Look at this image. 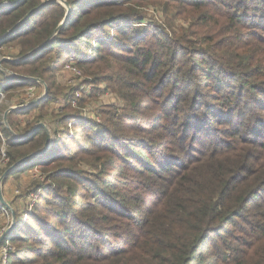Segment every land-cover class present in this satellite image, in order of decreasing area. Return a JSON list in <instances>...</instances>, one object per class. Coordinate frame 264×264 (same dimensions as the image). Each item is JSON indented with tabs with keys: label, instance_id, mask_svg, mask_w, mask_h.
<instances>
[{
	"label": "trees",
	"instance_id": "16d2710c",
	"mask_svg": "<svg viewBox=\"0 0 264 264\" xmlns=\"http://www.w3.org/2000/svg\"><path fill=\"white\" fill-rule=\"evenodd\" d=\"M44 1L1 6L0 37ZM66 1L69 8L47 4L0 40L3 70L48 87L40 103L9 112L8 125L0 103V163L5 145L9 159L2 185L36 166L51 181L31 210H15L0 264H201L213 236L236 220L262 230L264 118L251 125L249 108L264 113V0ZM156 6L185 24L157 25L147 10ZM71 55L125 105L93 121L73 114L74 89L65 92L52 122L80 129H56L53 148L10 171L47 139L44 128L16 137L11 130L23 135L40 122L23 127L15 116L59 100L57 72ZM21 85L42 83L0 69V99Z\"/></svg>",
	"mask_w": 264,
	"mask_h": 264
},
{
	"label": "rangeland",
	"instance_id": "374dc122",
	"mask_svg": "<svg viewBox=\"0 0 264 264\" xmlns=\"http://www.w3.org/2000/svg\"><path fill=\"white\" fill-rule=\"evenodd\" d=\"M1 3H3V1H1ZM150 4L153 3L150 2ZM147 10L149 12L148 15L154 17L155 22H158L157 25L164 23L165 20L168 22V19L170 20V24H173L175 27L185 24L184 22L182 23L181 20H177L181 18H172V21L170 19L171 16H169L170 14L167 15L163 8L158 6H156V11L150 10V8ZM11 51L12 53H15L18 52V49L16 48ZM2 53L3 52L0 51V60L6 58ZM71 60H74L78 63V60L75 59L73 55L70 56L67 63H70ZM67 63L57 72V86L55 92H57V99L59 97V100L51 104H45L47 106L40 109V111L33 110L27 114L21 113L19 116H15L16 121L21 122L23 127L31 126L33 123L35 124L36 122H40L45 123L49 127L52 136L55 138H58L55 132L57 127L59 129L63 128L65 131L69 129L71 136L75 135V131H78L80 127L75 125L74 120H67L64 122L56 120L55 122H52L54 117L57 118L62 112H64L63 110L60 112L59 107L61 105H65L62 95L67 91H69L68 93L71 95L72 84L70 85L69 83L70 79H74V83H77V87L89 91V94L78 102L79 108H77V110L79 113H73L74 115H81L83 118L92 119L93 121L104 120L107 117L105 116V111L109 109L111 105L120 107L125 105V102L121 100L119 95L114 91L110 82H96L93 78L87 76L80 67L79 68L81 69L82 76L81 78H76L72 72L68 71L66 68ZM0 69L3 70V66L0 67ZM10 72L12 71L6 70L4 73L9 76L11 75ZM59 77H61L60 82L58 80ZM31 86L36 88L37 98L44 94L45 86L43 84L42 86H16L14 91L1 96L0 103L2 105L3 116H5V113L10 110L11 107L22 105L21 103H23V96H27L26 91H28V88ZM51 105H55V107ZM4 109H6V111H4ZM72 109L74 108H71V110ZM249 111V113H254L253 115L257 116L251 120V125L260 124V118H264L263 110L255 106H251ZM38 115H43L44 117H38ZM69 142L70 141L66 139V136H64L63 140L60 141L62 144L61 147H63L65 143ZM83 143L86 146H90L87 140H83ZM71 146L74 147V155L79 158V155H81V150L76 148L75 143L73 142H71ZM78 164L81 167L86 169L88 168L85 162H78ZM38 167L39 166H36V168L29 170V173L25 176L18 175L13 179H9L10 181H8L6 184V187H8L10 191L13 190L12 197L6 201L11 205L14 211L27 210L29 209L31 203H34L35 205L39 201V198L43 196L44 189L48 182H51L50 180H46L47 173H44L41 171L42 168ZM63 177L67 178L66 176ZM67 181L68 180H64V182ZM2 188H5V185H2ZM10 222L11 221L7 216L3 217V219L0 220L1 231L4 228H9L13 224V221L11 223ZM248 222H251V220L244 221L242 219H238L229 232L222 233L221 235H214L210 246L207 248V251L202 258L203 262H201V264H264V220L260 223V225L263 227L262 230H257L256 227L250 225ZM5 248L6 247H3L0 252V258L4 260V262L8 257V254L6 257L4 254Z\"/></svg>",
	"mask_w": 264,
	"mask_h": 264
},
{
	"label": "water",
	"instance_id": "95a60500",
	"mask_svg": "<svg viewBox=\"0 0 264 264\" xmlns=\"http://www.w3.org/2000/svg\"><path fill=\"white\" fill-rule=\"evenodd\" d=\"M60 2V3H63L64 5H66L68 8H69V4L67 3L66 0H47V1H44L42 4H40L38 7H36L35 9L31 10L20 22H18L14 27H12L9 31H7L3 36L0 37V40L3 39L4 37L8 36L9 34L13 33L18 26H20L21 24H23L34 12H36L37 10L41 9L42 7H44L45 5L47 4H50V3H54V2ZM13 2H10V3H0V7L1 6H8V5H11ZM63 24V23H62ZM60 28V27H59ZM47 44L46 43H43L42 45L38 46L36 49L32 50L30 53H28L27 55H25L24 57L22 58H25V57H28L29 55L37 52L38 50H41L43 47H45ZM6 60H9V58H3L2 60H0V67H2L3 65V62L6 61ZM3 72H5L6 70H2ZM11 73V76H16V77H20V78H25L27 80H32V81H36V82H41L44 86H45V91H44V94L36 99H34L33 101H31L30 103H28L27 105H24L20 108H13V109H10L8 110L6 113H5V122L6 124L8 125V122H7V117H8V114L9 112H11L12 110H23V109H27L31 106H34L38 103H40L41 101H43L47 94H48V87L46 85V83L41 80V79H38V78H33V77H26V76H21L19 74H15L13 72H10ZM40 128H44L46 133H47V139H46V145L45 147L40 150V151H37L35 153H32L31 155L21 159L20 161H18L17 163H15L11 169H15L17 168L19 165L25 163L26 161H28L29 159L35 157V156H39V155H43L45 154L46 152H48L51 148L54 147V145L56 144L57 140L52 136L51 132H50V129L49 127L45 124V123H39L37 126H35L31 131H29L28 133L26 134H23V135H20V134H17L15 133L14 131L11 130V132L18 138L20 139H23V138H26L32 134H34L38 129ZM7 174V173H6ZM6 174H4L1 178H0V202H1V205L6 207L7 209L10 210L11 212V216H12V220H13V224L2 234V236L0 237V242L7 236V234L12 230V228L14 227L15 223H16V213L14 211V209L11 207V205L4 199V195H3V191H2V182L6 176Z\"/></svg>",
	"mask_w": 264,
	"mask_h": 264
},
{
	"label": "built area",
	"instance_id": "2783aa9c",
	"mask_svg": "<svg viewBox=\"0 0 264 264\" xmlns=\"http://www.w3.org/2000/svg\"><path fill=\"white\" fill-rule=\"evenodd\" d=\"M14 0H3V3H10V2H13ZM66 68L68 69V71H71L72 74L76 77V78H81L82 76V72H81V69L79 68V66L77 65V62L74 61V60H71L70 63H67V66ZM72 81V83H71ZM74 79H70L69 83L71 85V89H74V96H73V99L69 100L68 101V104L70 105V107L72 108H79V105H78V102L80 100H82L83 97L87 96L89 94V91H87L86 89H83V88H80V87H77V83H74ZM74 83V84H73ZM26 94L27 96H23V103L24 105H27L28 103H30L31 101H33L34 99L37 98V92H36V88L34 86H31L30 88H28V91H26ZM25 94V95H26ZM3 95V94H2ZM71 124V123H70ZM57 130H63V128L59 129L57 127ZM55 132H56V129H55ZM55 138V137H54ZM57 140V137L55 138ZM6 145L4 146L3 148V159L1 160V163L0 165H4L8 162V157L6 156ZM34 206V203H31L30 204V207H29V210H31ZM0 208L2 209V213H1V217L3 216H7L10 221L12 222L13 220H11L12 216H11V212L8 211L9 209H7L6 207L2 206L0 204ZM10 222V223H11ZM7 230V228H4L1 232H0V237L2 236V234ZM8 249L9 247H6L4 249V254H5V257L7 256V252H8Z\"/></svg>",
	"mask_w": 264,
	"mask_h": 264
},
{
	"label": "crops",
	"instance_id": "0c3cea01",
	"mask_svg": "<svg viewBox=\"0 0 264 264\" xmlns=\"http://www.w3.org/2000/svg\"><path fill=\"white\" fill-rule=\"evenodd\" d=\"M62 78H63V77H62ZM58 80H59V82H60L61 77H59ZM51 106L55 107V105H51ZM28 173H29V172L23 173V174H21L20 176H25V175H27ZM14 177H16V176L11 177L10 179H13ZM8 181H10V180H8ZM8 181L5 183V188H4V199H5V200H9V199L12 197V192H13V190L10 191V189H9L8 187H6V184L8 183ZM10 194H11V195H10Z\"/></svg>",
	"mask_w": 264,
	"mask_h": 264
}]
</instances>
